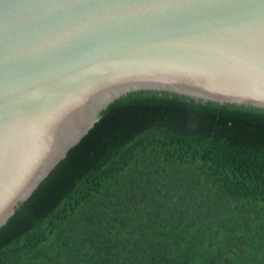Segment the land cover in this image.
Wrapping results in <instances>:
<instances>
[{
  "label": "trees",
  "instance_id": "16d2710c",
  "mask_svg": "<svg viewBox=\"0 0 264 264\" xmlns=\"http://www.w3.org/2000/svg\"><path fill=\"white\" fill-rule=\"evenodd\" d=\"M0 264H264V109L120 97L0 228Z\"/></svg>",
  "mask_w": 264,
  "mask_h": 264
},
{
  "label": "water",
  "instance_id": "95a60500",
  "mask_svg": "<svg viewBox=\"0 0 264 264\" xmlns=\"http://www.w3.org/2000/svg\"><path fill=\"white\" fill-rule=\"evenodd\" d=\"M137 91L264 109V0H0V228Z\"/></svg>",
  "mask_w": 264,
  "mask_h": 264
}]
</instances>
